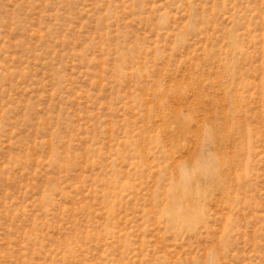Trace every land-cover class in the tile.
Returning a JSON list of instances; mask_svg holds the SVG:
<instances>
[{
  "label": "rangeland",
  "instance_id": "374dc122",
  "mask_svg": "<svg viewBox=\"0 0 264 264\" xmlns=\"http://www.w3.org/2000/svg\"><path fill=\"white\" fill-rule=\"evenodd\" d=\"M0 264H264V0H0Z\"/></svg>",
  "mask_w": 264,
  "mask_h": 264
}]
</instances>
